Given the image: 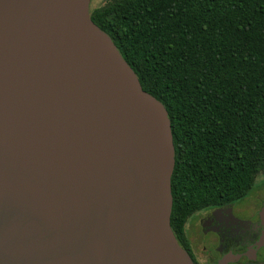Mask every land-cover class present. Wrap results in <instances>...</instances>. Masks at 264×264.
<instances>
[{"label": "water", "instance_id": "95a60500", "mask_svg": "<svg viewBox=\"0 0 264 264\" xmlns=\"http://www.w3.org/2000/svg\"><path fill=\"white\" fill-rule=\"evenodd\" d=\"M91 3L0 0V264H195L169 113Z\"/></svg>", "mask_w": 264, "mask_h": 264}, {"label": "trees", "instance_id": "16d2710c", "mask_svg": "<svg viewBox=\"0 0 264 264\" xmlns=\"http://www.w3.org/2000/svg\"><path fill=\"white\" fill-rule=\"evenodd\" d=\"M172 123L173 232L264 174V0H111L92 12Z\"/></svg>", "mask_w": 264, "mask_h": 264}, {"label": "flooded vegetation", "instance_id": "af4514ba", "mask_svg": "<svg viewBox=\"0 0 264 264\" xmlns=\"http://www.w3.org/2000/svg\"><path fill=\"white\" fill-rule=\"evenodd\" d=\"M247 199V198H246ZM253 199L204 210L195 215L184 246L195 264H258L264 230V199ZM188 236V235H187Z\"/></svg>", "mask_w": 264, "mask_h": 264}, {"label": "rangeland", "instance_id": "374dc122", "mask_svg": "<svg viewBox=\"0 0 264 264\" xmlns=\"http://www.w3.org/2000/svg\"><path fill=\"white\" fill-rule=\"evenodd\" d=\"M111 0H92L91 3V12H93L95 9H98L102 6H104L106 3H108ZM257 196H259L260 198L264 199V174H260L257 178H256V186L254 188V190L252 191V193L249 195V197L247 199H245V202H247L250 199H253L252 201L254 203L257 202ZM195 220V216L192 217L188 224L186 225V231H187V235L190 238V232H189V228L190 226L193 224ZM258 264H264V250H262L258 256ZM241 264H252L250 261L248 260H243V262Z\"/></svg>", "mask_w": 264, "mask_h": 264}]
</instances>
